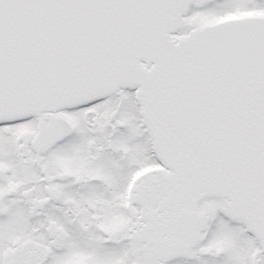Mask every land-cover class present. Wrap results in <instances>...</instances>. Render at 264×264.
Wrapping results in <instances>:
<instances>
[{"label":"snow or ice","instance_id":"6c2138e0","mask_svg":"<svg viewBox=\"0 0 264 264\" xmlns=\"http://www.w3.org/2000/svg\"><path fill=\"white\" fill-rule=\"evenodd\" d=\"M0 264H264V0H0Z\"/></svg>","mask_w":264,"mask_h":264}]
</instances>
